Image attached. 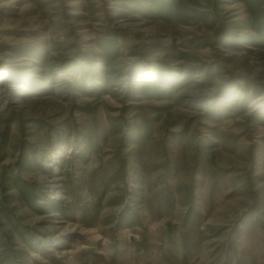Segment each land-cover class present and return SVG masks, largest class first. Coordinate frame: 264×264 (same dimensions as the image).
<instances>
[{
  "label": "rangeland",
  "instance_id": "rangeland-1",
  "mask_svg": "<svg viewBox=\"0 0 264 264\" xmlns=\"http://www.w3.org/2000/svg\"><path fill=\"white\" fill-rule=\"evenodd\" d=\"M0 264H264V0H0Z\"/></svg>",
  "mask_w": 264,
  "mask_h": 264
}]
</instances>
